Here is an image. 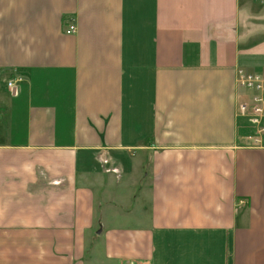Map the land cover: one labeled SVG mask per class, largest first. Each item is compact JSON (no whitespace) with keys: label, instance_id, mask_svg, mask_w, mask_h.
Here are the masks:
<instances>
[{"label":"crops","instance_id":"crops-1","mask_svg":"<svg viewBox=\"0 0 264 264\" xmlns=\"http://www.w3.org/2000/svg\"><path fill=\"white\" fill-rule=\"evenodd\" d=\"M238 67L264 0H0V264H264Z\"/></svg>","mask_w":264,"mask_h":264},{"label":"built area","instance_id":"built-area-1","mask_svg":"<svg viewBox=\"0 0 264 264\" xmlns=\"http://www.w3.org/2000/svg\"><path fill=\"white\" fill-rule=\"evenodd\" d=\"M65 33H72L75 30L73 23L64 27ZM21 79L20 75H14L6 80V86L12 93H16V83ZM235 84L251 92L248 100L240 101L237 105V113L247 117L248 121L255 127V134L252 141H260V135L264 133V68L258 70H246L238 67L235 70Z\"/></svg>","mask_w":264,"mask_h":264},{"label":"rangeland","instance_id":"rangeland-1","mask_svg":"<svg viewBox=\"0 0 264 264\" xmlns=\"http://www.w3.org/2000/svg\"><path fill=\"white\" fill-rule=\"evenodd\" d=\"M0 86H2L1 88H3L4 87V84L2 83V84H0Z\"/></svg>","mask_w":264,"mask_h":264}]
</instances>
